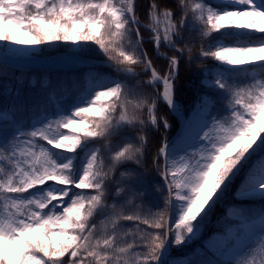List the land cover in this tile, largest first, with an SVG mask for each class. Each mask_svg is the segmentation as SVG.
<instances>
[{"label": "snow or ice", "instance_id": "1", "mask_svg": "<svg viewBox=\"0 0 264 264\" xmlns=\"http://www.w3.org/2000/svg\"><path fill=\"white\" fill-rule=\"evenodd\" d=\"M138 7L0 0V58L104 57L51 112L0 102V264H264V205L247 206L264 202V0H150L143 22ZM182 60L213 62L190 142L158 111L180 108ZM228 196L223 245L175 258Z\"/></svg>", "mask_w": 264, "mask_h": 264}, {"label": "trees", "instance_id": "2", "mask_svg": "<svg viewBox=\"0 0 264 264\" xmlns=\"http://www.w3.org/2000/svg\"><path fill=\"white\" fill-rule=\"evenodd\" d=\"M138 2V11L141 14V20L144 21V14L147 9V6L150 2V0H137ZM95 52L96 46H92ZM146 47V46H145ZM147 48V47H146ZM54 50L65 52L67 49L62 44H57L54 46ZM149 55L153 58L155 61L156 67L158 63V58L154 54L153 50L151 48H147ZM96 53V52H95ZM195 54V53H194ZM92 59L96 60H102L104 57L102 54L97 56L96 54H93ZM213 62L212 61H206V62H194L192 67L189 68L186 66L184 60L181 61L180 66V78L178 83H183V89L181 90L184 92L185 97L181 99L180 103L182 105L185 104L186 100L190 97L194 98L197 97V86L200 84V77L198 76V73L202 68L205 66H210ZM139 70V69H138ZM68 76L71 73H67L66 71H46V72H39V71H33L32 73H25L22 71H17L12 73L11 75H8L7 73L0 77V88L3 85H8L6 90L3 89L0 91V102L3 103V105L7 106L10 110L11 114V108L13 103H19L16 100L17 92L20 94V102H23V105L26 106L27 111L25 112V118H31L35 112H37L41 108H46L48 112H51L56 109L58 103H63L67 98L74 95L80 87H77L75 89L72 88L71 83H56V80L60 79L59 76ZM30 77H33L31 79ZM69 77V76H68ZM70 84V85H69ZM28 93H34L36 96H34L32 99H23V95H26ZM160 114L167 115L168 118H170V122L173 121L171 118L170 111L167 110V108L161 104L158 109ZM72 129H63L64 132H68ZM149 138L150 140H155L161 136L165 135V132L163 133H157L154 130H149ZM119 138V137H118ZM117 139L116 137L113 138ZM120 139V138H119ZM119 143V140H117V144ZM148 160L150 162L151 160V154L148 156ZM153 172H150L148 175L149 180H153L154 177ZM111 202V201H110ZM99 220V218H98ZM59 240V237L55 238Z\"/></svg>", "mask_w": 264, "mask_h": 264}, {"label": "rangeland", "instance_id": "3", "mask_svg": "<svg viewBox=\"0 0 264 264\" xmlns=\"http://www.w3.org/2000/svg\"><path fill=\"white\" fill-rule=\"evenodd\" d=\"M145 39L147 40V33H144ZM148 49L151 48L155 54V50L152 48L150 44L145 45ZM161 51H165V49H161ZM93 54H96L93 52ZM24 59V64L21 66L22 68H25L29 64V58L28 57H22ZM66 56H61L59 55L58 57L54 58L55 60H59L58 63H64L67 68L75 69L76 65L72 64L69 60L66 59ZM64 59V62L62 61ZM2 60L0 59V63ZM166 64V61L161 59H158L157 63V68L162 69L163 66ZM91 66H87L83 68L82 72L80 73V70H74L73 74H69L68 76H59L61 77L60 79L56 80V83H71L72 88L75 89L77 88L76 85L82 84L86 79L87 76L89 75V69ZM5 68L0 67V77L5 75L6 73L8 75H11L13 72L4 70ZM78 69V68H77ZM99 71L103 72L105 69L100 68ZM139 71V70H138ZM71 73V72H68ZM92 75H95V72L91 73ZM70 85V84H69ZM8 85H3L0 88V91L3 89L4 91L6 90ZM79 86V85H78ZM34 96H36L34 93H28L26 95H23V99H32ZM185 97L184 92L180 91L178 99L181 101L182 98ZM206 110L204 106L200 103H197V97L194 98L190 97L189 99L186 100L185 104L182 105L180 103V108L177 111V113L180 116H183L186 119L185 126L183 128V131H181L178 136L174 139L180 138L184 133H185V141L190 142L192 136L194 135L195 131L199 127V123L202 119V112ZM163 114V113H162ZM171 114V118L173 119L172 122H170V118H168L169 122L172 125V128L169 130L167 133L168 136L172 137L175 129L178 127L179 122L177 119ZM165 115V114H164ZM196 120L197 127L194 129L188 130V125L190 124L192 126L193 121ZM195 123V122H194ZM81 127L82 125H73L72 129L68 131V134H75ZM164 130L163 128L160 129L159 132L157 133H163ZM192 134L190 135V133ZM190 135V136H189ZM117 139H114L112 141L113 145H117V140H119L118 137ZM99 146V145H97ZM105 156H107V153H105ZM243 176V173H241V177ZM155 177V174H154ZM241 177L237 178L236 183L233 185V188L238 187ZM232 203H235L231 199V196H228L225 198V200L217 206L216 210L212 213V216L208 222H206L204 225H202L200 232L197 233V235L193 238L192 241L189 242V246L179 249L173 252V256L175 258H181V259H188L191 261H199L200 259L203 258V255L209 251L210 249L214 248H219L223 245V239L221 238L223 235L226 234V231L229 227H235L234 222H230L227 217H226V211L229 205ZM264 205L261 204V201L257 199H252L247 202V206L250 208L252 211H259L260 207Z\"/></svg>", "mask_w": 264, "mask_h": 264}, {"label": "bare ground", "instance_id": "4", "mask_svg": "<svg viewBox=\"0 0 264 264\" xmlns=\"http://www.w3.org/2000/svg\"><path fill=\"white\" fill-rule=\"evenodd\" d=\"M195 122V123H194ZM197 127V123H196V120L195 121H193V124H192V129H193V131H194V129ZM192 134V132L190 133V135ZM189 135V136H190Z\"/></svg>", "mask_w": 264, "mask_h": 264}]
</instances>
